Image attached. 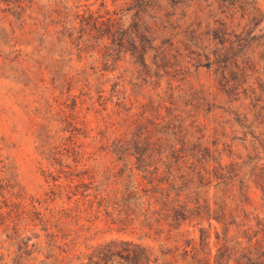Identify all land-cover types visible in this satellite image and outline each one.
Listing matches in <instances>:
<instances>
[{
  "label": "trees",
  "instance_id": "1",
  "mask_svg": "<svg viewBox=\"0 0 264 264\" xmlns=\"http://www.w3.org/2000/svg\"><path fill=\"white\" fill-rule=\"evenodd\" d=\"M116 1L94 10L77 0H0V45L9 49L0 47V76L16 84L11 96L37 133L49 185L45 212L0 207V264H264V211L251 185L264 153L256 89L243 99L222 53L212 59L190 46L199 45L198 30L184 28L200 15L195 3ZM214 64L231 97L222 106L197 73ZM214 109L235 115L255 157L234 153L235 129L209 115ZM5 160L0 152V176ZM1 181L4 197L15 183ZM56 199L63 205L50 206ZM83 215L129 237L80 251Z\"/></svg>",
  "mask_w": 264,
  "mask_h": 264
},
{
  "label": "rangeland",
  "instance_id": "2",
  "mask_svg": "<svg viewBox=\"0 0 264 264\" xmlns=\"http://www.w3.org/2000/svg\"><path fill=\"white\" fill-rule=\"evenodd\" d=\"M77 1L91 6L94 10L100 9V5L104 1L110 9H114L115 5L119 4L114 0ZM45 2L47 0H41V3ZM190 2L195 3L201 11L197 19H194L193 15L192 19L184 24V28L198 30L197 40L199 45L190 46L201 48L202 55L212 53V59H215L214 55L220 56V53H222L219 57L220 60H224L221 66L233 67L228 78L236 86L235 91H239L244 99L246 95H250L251 91L256 89L257 96L260 99L259 107L264 109V0H190ZM169 9L171 10V7ZM157 12L158 9L153 10L151 13L156 15ZM172 12L174 11L171 10L170 13ZM185 19L186 16L183 18V22H185ZM147 20L155 21L156 19L149 18ZM225 38L228 39V42L224 44ZM239 38H246L247 40L242 47L243 41L239 42ZM3 46L0 45L3 50L7 51L8 48ZM18 48L28 52L33 50L32 46L19 45ZM203 48L206 50L204 51ZM42 53L48 52L43 51ZM48 54L51 62L55 61V57H58L53 53ZM202 58L205 57L202 56ZM74 59H76L75 56ZM129 61V56H126L122 61V65L123 63L127 65ZM77 64L74 60L69 65L77 66ZM80 65H83V63H80ZM243 66L246 67V71L241 73L239 68ZM222 71L219 65L214 64L210 69L201 67L197 72L202 79V83L213 85V97L217 96L214 102L221 106L225 101L231 99L222 92V86L218 82L216 83ZM62 72L72 75L69 66L65 67ZM127 79H129V76H127ZM54 80L52 75L47 76L49 84H52L51 82ZM11 88H16V84L4 76H0V152L2 158L6 159L5 163L7 165L6 172L0 176V185L4 184V181L1 180L8 179V177H11L13 179L12 183H15L14 188L5 190L4 197L0 195V207H2L3 212H6L12 208L13 203H19L25 209L32 210L34 204L37 209L45 212V207L48 205L45 201L49 185L43 170L48 167V162L37 149V146H39L37 133L31 128L27 116L17 105L16 98L11 96ZM67 89L68 87L65 85L63 90L66 91ZM250 102V98H247L246 104L250 106ZM236 105H239V103ZM245 108L248 109V107ZM71 109L72 101H69L68 112H71ZM84 111H86L85 108ZM209 115L222 121V124L228 128L230 133L232 129H235V132L231 133V136H235V139L231 140V137H229L228 141L234 143V153L236 155L249 160L250 157H255L258 154L254 149L251 136L247 137V142L241 139L244 137L243 129L235 122L234 114H229L223 109H214ZM88 117L94 119L92 114H89ZM232 124L233 128H230ZM259 155L262 159L258 162L257 167L261 169H257V176L254 177L251 185L253 197L260 209L264 211V153ZM61 205H63V202L56 199L50 206L59 207ZM64 205L67 206V204ZM71 205L73 206V203ZM69 224L66 232L73 237L74 232L72 230H75L77 225L72 222ZM79 225H84L77 244L80 251H85L89 245H95L111 238L129 237L127 234L119 232L117 226L108 224L103 216L96 219L94 217L87 218L83 215L79 220ZM39 228L40 226L37 230ZM195 233L199 234V231L196 230ZM214 240L215 236L212 233V242Z\"/></svg>",
  "mask_w": 264,
  "mask_h": 264
}]
</instances>
